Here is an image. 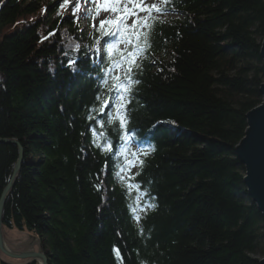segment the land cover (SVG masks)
I'll use <instances>...</instances> for the list:
<instances>
[{
	"label": "trees",
	"instance_id": "trees-1",
	"mask_svg": "<svg viewBox=\"0 0 264 264\" xmlns=\"http://www.w3.org/2000/svg\"><path fill=\"white\" fill-rule=\"evenodd\" d=\"M64 3L0 0V138L23 150L3 228L37 236L47 264H258L264 222L233 147L261 102L264 0H154L162 11L128 105V147L144 160L121 173H140L131 193L114 174L118 126L88 119L107 120L109 109L91 110L106 98L97 76L109 38L98 57L88 9L73 16ZM91 127L107 132L110 153ZM16 160V145L0 143V194Z\"/></svg>",
	"mask_w": 264,
	"mask_h": 264
},
{
	"label": "snow or ice",
	"instance_id": "snow-or-ice-1",
	"mask_svg": "<svg viewBox=\"0 0 264 264\" xmlns=\"http://www.w3.org/2000/svg\"><path fill=\"white\" fill-rule=\"evenodd\" d=\"M68 2L69 0H65L61 7H66ZM85 2L96 4L95 15H93L92 9H88L85 15L92 17V28L100 33V36L96 38L95 43L92 45L98 57L101 56V39L104 37L109 38L104 44L108 66L102 69V79L99 75L97 76L100 87L106 89V98H104L105 94L97 93L95 99L100 102V107H93L91 110L104 113L106 109H109L107 120L106 122L98 120L92 115H89L88 119L95 121L101 129L105 127V123L108 126H118L119 139L125 142L121 146L118 155L123 156L124 159L122 163L118 162L115 165L118 170L114 174L122 184L127 186L129 193H131L133 188L139 190L140 186L128 181L134 180L135 176L140 175V173L129 174L127 180L121 173L128 172L131 167L137 164L142 167L144 160L139 158L141 154L138 151H132L128 147L133 138L130 131L128 105L132 103L135 86L140 84V80L135 78L137 71H142L141 63L138 61L147 59L146 53L152 47L151 35L156 21V17L152 13L161 12L162 7L157 3L146 4L144 0H123V6L122 0H103L102 3L100 0H85ZM164 2H167V0H164ZM80 9L81 4L77 0L75 7L72 9L73 16H76ZM101 11L109 12L110 16L100 20L99 28H97L95 20ZM141 13H144V15H141ZM129 20H131V23H129ZM49 35H54V33H49ZM69 39L71 38L69 37ZM120 45H123V47H120ZM80 47L81 45L76 44L74 50ZM77 63L78 60L69 58L68 67L72 68L73 71H77L78 69L75 67ZM110 105L111 107H109ZM91 131L95 146L101 151L110 153L113 145L108 140L107 132L97 131L96 127H91ZM101 140L105 141L103 145ZM147 154V151L142 153L144 156H147ZM97 188H99V185H97ZM138 203L139 198L137 199ZM147 207L155 208L156 206L155 204H149ZM132 211L136 215V219H139L136 208H132ZM114 251L117 258H120L119 249H114Z\"/></svg>",
	"mask_w": 264,
	"mask_h": 264
},
{
	"label": "water",
	"instance_id": "water-1",
	"mask_svg": "<svg viewBox=\"0 0 264 264\" xmlns=\"http://www.w3.org/2000/svg\"><path fill=\"white\" fill-rule=\"evenodd\" d=\"M259 57L264 68V37L260 42ZM258 91L261 102L245 114L246 129L243 137L233 147L235 158L243 167L242 184L245 194L254 204L264 222V82ZM0 143L14 144L17 147V160L11 176L0 194V253L8 259L23 260L24 264H47L40 240L35 236L37 250H15L7 246L2 227V211L6 197L10 193L21 167L23 150L19 143L13 139H1ZM258 264H264V256L258 259Z\"/></svg>",
	"mask_w": 264,
	"mask_h": 264
},
{
	"label": "rangeland",
	"instance_id": "rangeland-1",
	"mask_svg": "<svg viewBox=\"0 0 264 264\" xmlns=\"http://www.w3.org/2000/svg\"><path fill=\"white\" fill-rule=\"evenodd\" d=\"M70 2L73 5H76L77 0H70ZM100 2L102 3L103 0H100ZM144 2L146 4H151L154 2V0H144ZM79 3L81 4V8H84V9L85 8L86 9H93V8L95 9L96 8L95 3H91V2L86 3L85 0H79ZM122 6H123V0H122ZM129 6H131V5L129 4ZM142 14L143 13H141V15ZM94 15H95V13H94ZM108 16H110L109 12L101 11L100 15L96 18L95 23L99 22L100 20L105 19ZM173 16L174 15H172V17ZM130 21L131 20H129V22ZM92 23H93V20H92ZM134 169H135V166L131 167L130 170L133 172ZM3 236H4V240L7 244V246H9L11 249L25 250V249H29V248L33 247L34 249L37 250V243H33L35 241L34 240L35 235L32 233H28L26 231H20V230H17L15 228H11V229L3 228ZM6 261L9 264H24L26 262L23 260H12V259H8V258H6ZM32 264H34V263H32Z\"/></svg>",
	"mask_w": 264,
	"mask_h": 264
},
{
	"label": "bare ground",
	"instance_id": "bare-ground-1",
	"mask_svg": "<svg viewBox=\"0 0 264 264\" xmlns=\"http://www.w3.org/2000/svg\"><path fill=\"white\" fill-rule=\"evenodd\" d=\"M33 243H36V241H34ZM33 250H36V249H34L33 247H31ZM31 248H29V249H31ZM37 264H39V261H37Z\"/></svg>",
	"mask_w": 264,
	"mask_h": 264
}]
</instances>
